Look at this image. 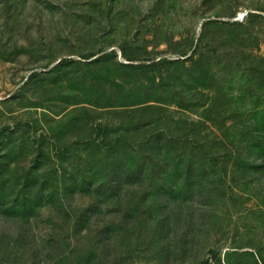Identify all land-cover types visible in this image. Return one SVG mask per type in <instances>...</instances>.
<instances>
[{"label":"rangeland","instance_id":"1","mask_svg":"<svg viewBox=\"0 0 264 264\" xmlns=\"http://www.w3.org/2000/svg\"><path fill=\"white\" fill-rule=\"evenodd\" d=\"M206 261H264V0H0V264Z\"/></svg>","mask_w":264,"mask_h":264},{"label":"trees","instance_id":"2","mask_svg":"<svg viewBox=\"0 0 264 264\" xmlns=\"http://www.w3.org/2000/svg\"><path fill=\"white\" fill-rule=\"evenodd\" d=\"M216 256H217V255H216L215 251H212L211 258H212V257H216ZM262 263L264 264V261H263ZM204 264H207V261H206Z\"/></svg>","mask_w":264,"mask_h":264},{"label":"built area","instance_id":"3","mask_svg":"<svg viewBox=\"0 0 264 264\" xmlns=\"http://www.w3.org/2000/svg\"><path fill=\"white\" fill-rule=\"evenodd\" d=\"M241 18H244V14L241 16Z\"/></svg>","mask_w":264,"mask_h":264},{"label":"bare ground","instance_id":"4","mask_svg":"<svg viewBox=\"0 0 264 264\" xmlns=\"http://www.w3.org/2000/svg\"><path fill=\"white\" fill-rule=\"evenodd\" d=\"M244 16H245V14H244Z\"/></svg>","mask_w":264,"mask_h":264}]
</instances>
